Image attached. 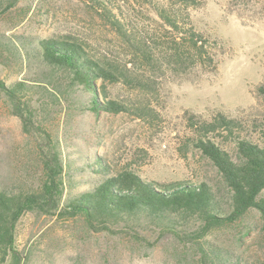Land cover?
Returning a JSON list of instances; mask_svg holds the SVG:
<instances>
[{
	"label": "trees",
	"instance_id": "trees-1",
	"mask_svg": "<svg viewBox=\"0 0 264 264\" xmlns=\"http://www.w3.org/2000/svg\"><path fill=\"white\" fill-rule=\"evenodd\" d=\"M19 1L0 0V20ZM146 3L160 21L159 34L141 32L111 0H92L130 49L135 64L97 52L68 34L48 38L0 35V66H23L26 61L34 66L33 76L20 81L7 83L0 77V92L24 132L38 141L41 158L37 185L3 188L0 184V264L28 263L16 247L17 226L27 213L79 217L99 232L118 226L137 239L149 230L194 248L202 264H247L207 238L215 230L245 222L253 212L259 215L264 230V128L255 131L257 140L249 136L257 121L232 117L221 110L209 117L184 112L187 133L179 152L185 157L195 152L209 160L220 178V189L203 181L148 179L140 172L139 156L117 168L100 154L77 161L72 157L70 133L60 139L42 128L40 113L49 114L52 107L59 106L71 119L105 113L153 121L157 112L151 103L112 97L107 85H123L146 95L155 84L152 77L159 72L183 76L197 69H217L216 51L225 44L199 30L191 14L202 7V0ZM227 5L232 14L248 23L264 22V0H227ZM144 66L153 76L141 70ZM257 95L264 98V82Z\"/></svg>",
	"mask_w": 264,
	"mask_h": 264
},
{
	"label": "rangeland",
	"instance_id": "rangeland-1",
	"mask_svg": "<svg viewBox=\"0 0 264 264\" xmlns=\"http://www.w3.org/2000/svg\"><path fill=\"white\" fill-rule=\"evenodd\" d=\"M111 1L141 32H161L160 21L150 12L146 0ZM202 2V7L191 11L194 23L225 44L224 49L216 51L219 65L215 71L197 69L183 76L159 72L152 77L155 84L146 95L123 85L106 87L112 97L151 103L157 112L155 120L145 122L126 114L105 113L71 119L59 106L52 107L49 114L40 113L42 128L60 139L70 133L72 157L77 161L100 154L117 168L139 156L140 172L148 179L165 183L203 181L220 189V178L209 160L195 152L186 157L179 152L187 133L183 114L191 110L209 117L221 110L232 117L257 121L249 136L258 139L255 131L264 128V98L257 95L258 86L264 82V22L242 20L229 11L227 0ZM60 34L75 36L97 52L135 64L130 49L97 12L92 0H20L0 20V35L48 38ZM23 64L0 66V77L7 83L32 77L34 66L28 61ZM141 70L153 76L148 66ZM38 147V141L24 132L0 92L3 188L37 185L41 174ZM228 149L234 151L230 146ZM207 239L242 262L264 264V230L256 212L243 223L215 230ZM16 247L27 257V264H202L194 248L172 236L158 237L156 232L146 230L137 239L118 226L99 232L82 218L66 215L27 213L17 226Z\"/></svg>",
	"mask_w": 264,
	"mask_h": 264
}]
</instances>
